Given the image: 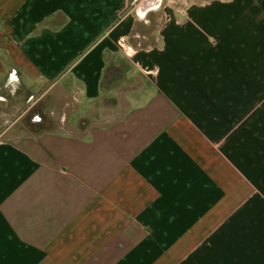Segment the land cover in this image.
<instances>
[{
    "label": "crops",
    "instance_id": "0c3cea01",
    "mask_svg": "<svg viewBox=\"0 0 264 264\" xmlns=\"http://www.w3.org/2000/svg\"><path fill=\"white\" fill-rule=\"evenodd\" d=\"M169 12L134 38L129 0H0V264H264V0ZM106 52L153 82L121 118L24 121L59 89L76 128Z\"/></svg>",
    "mask_w": 264,
    "mask_h": 264
},
{
    "label": "trees",
    "instance_id": "16d2710c",
    "mask_svg": "<svg viewBox=\"0 0 264 264\" xmlns=\"http://www.w3.org/2000/svg\"><path fill=\"white\" fill-rule=\"evenodd\" d=\"M138 32H135L134 38L137 37ZM133 38V39H134ZM121 54L110 52L105 53L106 67L104 69L101 81L100 90L101 97L93 105L90 113L79 120L76 131L78 133H85L91 127L95 126H109L117 121L121 116L115 115L120 111V100L118 94L137 89L141 86V80L138 77L132 76L136 70L134 61L121 57ZM4 59H8L6 54H3ZM11 73H16L14 67H10ZM4 83L0 85V90ZM40 115V127L46 126L48 120L44 115Z\"/></svg>",
    "mask_w": 264,
    "mask_h": 264
},
{
    "label": "rangeland",
    "instance_id": "374dc122",
    "mask_svg": "<svg viewBox=\"0 0 264 264\" xmlns=\"http://www.w3.org/2000/svg\"><path fill=\"white\" fill-rule=\"evenodd\" d=\"M205 1L206 0H166V5H165L164 12H163L162 16L158 17L155 21L156 26H157L156 28H159L161 26V24H163L166 21V19H167L166 17L170 13L169 12L170 8H173V9L177 8L178 10H180V9L182 10L185 7H187L189 4H191L192 2L193 3H202ZM154 41H155V38L152 37V40L148 42L149 44L147 45L148 46L147 48H151L154 44ZM119 54L122 55V56H120L119 59H121V57H126L127 59H130L129 57H127L123 53L119 52ZM148 76L149 75H146L145 77H148ZM150 77H152V75H150ZM152 84H153L152 81L145 82V80H142V84H141L142 87L141 86L140 87L142 90H144L146 92V91H148V89L150 90L152 88ZM66 88H69V87L67 86ZM139 88H137V89H139ZM70 89H71V87H70ZM58 91H59V89H55L51 93V95H49V97L45 98L40 103H37L32 108V110L37 112V111H40V109L43 107L42 109L45 110L46 116L50 121L49 127L52 130H56V131H63L64 130V131H68L70 133H73V132L75 133L76 132L75 130L77 128H73V127H71V125L77 123V120L80 116L79 114L81 113V111H78L79 110V104L77 102H75V100L70 99L69 97L68 98L60 97L58 95ZM124 93L125 94L121 93V94L117 95V97L120 100V105L122 106V108L115 115V117L116 116H122L124 111L127 110V108H129L131 105V102L129 100V97H131L130 96L131 94L126 93V92H124ZM138 96H140V94H138ZM37 107H39V108L36 109ZM92 108H93V106H92ZM92 108H91V110H92ZM27 116L28 115L25 116L24 121H27L26 120ZM64 116L66 118V122H62V118ZM71 123H73V124H71Z\"/></svg>",
    "mask_w": 264,
    "mask_h": 264
},
{
    "label": "water",
    "instance_id": "95a60500",
    "mask_svg": "<svg viewBox=\"0 0 264 264\" xmlns=\"http://www.w3.org/2000/svg\"><path fill=\"white\" fill-rule=\"evenodd\" d=\"M134 7V15L137 22H145L151 25L154 17H160L166 5V0H129Z\"/></svg>",
    "mask_w": 264,
    "mask_h": 264
},
{
    "label": "flooded vegetation",
    "instance_id": "af4514ba",
    "mask_svg": "<svg viewBox=\"0 0 264 264\" xmlns=\"http://www.w3.org/2000/svg\"><path fill=\"white\" fill-rule=\"evenodd\" d=\"M156 19L157 18H155L154 17V19H153V22H152V24L151 25H147L145 22H138V34H140V32L141 31H144V32H146V31H148V30H151V29H153L155 26H156V23H155V21H156ZM143 32V33H144ZM147 33V32H146ZM146 33H144V34H146ZM39 106V105H38ZM39 107H37L36 109H38ZM37 111V110H36ZM36 112L35 111H33L30 115H28L27 116V121L29 120H32L33 119V115L35 114Z\"/></svg>",
    "mask_w": 264,
    "mask_h": 264
}]
</instances>
